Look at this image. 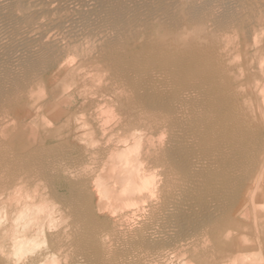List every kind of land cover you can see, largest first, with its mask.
<instances>
[{
  "label": "bare ground",
  "instance_id": "bare-ground-1",
  "mask_svg": "<svg viewBox=\"0 0 264 264\" xmlns=\"http://www.w3.org/2000/svg\"><path fill=\"white\" fill-rule=\"evenodd\" d=\"M262 62L264 0H0V264H193L238 239L264 210ZM82 97L126 116L95 129ZM51 127L93 139L44 159Z\"/></svg>",
  "mask_w": 264,
  "mask_h": 264
},
{
  "label": "rangeland",
  "instance_id": "rangeland-1",
  "mask_svg": "<svg viewBox=\"0 0 264 264\" xmlns=\"http://www.w3.org/2000/svg\"><path fill=\"white\" fill-rule=\"evenodd\" d=\"M263 63L264 62H262V64ZM71 84L72 83L68 81L64 85L70 86ZM85 101H86V104H85L86 106L83 104V102H84L83 97L78 99V102L80 104L79 105L80 109L78 110L77 113L81 117L84 115L85 117L83 116L82 118L84 120L88 121L89 123L91 122L93 124V123L96 122L97 119L100 118L99 120L103 119V123H106L107 125L109 124L111 126V125L114 124V121H116L117 119H120V118L123 119L126 116V114H124V112H121V111L120 112L119 111H115L114 114H111V113L107 112V110H108L107 109V110H103V112H105V111L107 112V113H103V114H106V119L104 120L105 115L103 116L102 112H101V114H99L100 111L96 107V103L95 104L92 103L91 99H88V100H85ZM84 107H85V109H84ZM94 108H96L99 112L97 110L94 111ZM87 110H89V111H87ZM93 112L95 114H96V112H98V114H96V117L99 116V117H97V119H96V117H95ZM107 116L109 118L111 117L112 119L111 118L108 119ZM93 125H94V128L96 129V125L95 124H93ZM110 126H108V127H110ZM255 131H256V134H257V138H258L257 145L259 144V146L256 145V148L258 150V157L261 158V159H259L257 157L256 162H255L257 164V166L254 163V165L252 167H255V166L256 167L254 169L252 168V171H253V173L258 174L259 172H261V170L264 169L263 168L264 167V153H263L264 152V148H263L264 147V140L261 142V140L263 138L262 136H264V120L263 119L260 120L259 125L257 126ZM96 132H97V130H96ZM96 132H94V134H95L94 136L92 135L93 137H96ZM37 133H38V143L35 145V148L36 147L37 148L41 147V141L45 140V139H43V137L46 138L47 141H48V145L46 146L48 150L46 151V148H45V151H43L42 154L44 155L43 157H45L44 159L47 158L48 160L51 159V158L54 159V156H56V155H57L56 157H58L59 154H57V153H59V152H60V155H59L60 157L64 156L63 158H67L68 155L70 156V154L75 151L74 150L75 148L77 149L78 146L81 148V146L83 147L84 145H87V143L89 144L88 141L91 139L90 138L91 135L90 136H86L87 133L84 130H80L79 132L77 131L76 133L74 132L76 135L74 137H72V138L68 137V135H69V131L68 130H58L55 127H51V128L46 129V130H41L40 129ZM80 133H83V136L85 135L86 137L85 136L83 137L82 135H80ZM62 135H63V137H62ZM58 136H61V138H58ZM78 136H79V138H78ZM80 138L84 140V142L82 140L83 143L79 142ZM53 144H55V145H53ZM50 147L52 149H50ZM63 147H65V148H63ZM69 147H73V150H72V148H69ZM261 148H262L263 152H261L262 151ZM50 150L53 151V152H51L52 154L48 153V152H50ZM54 151L55 152L58 151V152L55 154ZM53 153L55 155H53ZM49 154H51L52 156H49ZM72 154L74 155V153H72ZM45 155L46 156L48 155V156L46 157ZM247 164H250V163H247ZM70 165H73V164L71 163ZM73 166H75V165H73ZM72 168H75L74 170L76 171L79 167L75 166V167H72ZM78 171H79V169H78ZM39 173H40L39 175L41 177L42 176H44V177H48L49 176V174L46 171H44V170L40 171ZM46 174L48 176H46ZM47 184H49V183L47 182ZM45 185H46V183H45ZM39 188L42 189L41 187H39ZM243 200H244V197H241L240 202H239V206L240 207L243 206L242 205L243 204ZM259 205L260 204H258L256 206V219L255 220L252 218L253 217L252 208L250 206H248L247 208H249L250 216H251V218L248 219L249 222L248 223L244 222V223H240L238 225H230L229 226L230 229L235 230V231H233V233H234V235L237 234L239 236L238 239L235 240V238H233V236L231 235L229 237H224V238L220 239L219 241H215V242H213L214 244L213 243L210 244V249L211 250H209V248H208L206 250V252L203 255H201V257L203 256L202 258L200 256H198V255H196V256L195 255H188L189 258H190L189 261H194L195 263L192 262L193 264H228V263L229 264H234L233 261L236 260L237 264H256V263L262 264L264 262V212H263L264 210L262 208L263 206L260 205L261 206L260 207ZM252 221H254V222H252ZM256 227H257V229H256ZM246 240H247V242H246ZM235 246H239L241 248V250L238 253H236V254H232V249ZM213 247L216 250H214ZM258 251L261 252V253H258ZM242 253L245 254V255H243ZM254 254L257 255V258H255L256 256ZM258 254L260 256H258ZM239 255H240V257H238ZM197 256H198V258H197ZM242 258H244V259H242ZM217 259H219V260H217ZM223 262H226V263H223ZM260 262H262V263H260Z\"/></svg>",
  "mask_w": 264,
  "mask_h": 264
}]
</instances>
